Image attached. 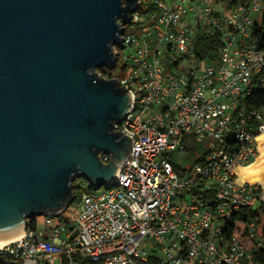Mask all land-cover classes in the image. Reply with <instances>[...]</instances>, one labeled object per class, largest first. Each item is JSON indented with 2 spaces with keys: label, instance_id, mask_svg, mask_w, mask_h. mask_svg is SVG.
Masks as SVG:
<instances>
[{
  "label": "built area",
  "instance_id": "obj_1",
  "mask_svg": "<svg viewBox=\"0 0 264 264\" xmlns=\"http://www.w3.org/2000/svg\"><path fill=\"white\" fill-rule=\"evenodd\" d=\"M151 2L154 21L145 0L130 21L152 29L127 34L125 23L109 65L121 63L129 76L101 72L132 92L133 106L115 126L132 136L131 155L113 184L83 192L74 220L65 210L48 214L0 245V264H264L257 221L245 239L224 233L240 208L264 200V185L241 182L238 172L258 158L264 135V103L249 101L264 92V0ZM212 31L222 44L208 61L196 37ZM119 47L134 50L122 57ZM155 104L165 106L148 114ZM199 142L208 146L203 161L177 171L171 153Z\"/></svg>",
  "mask_w": 264,
  "mask_h": 264
},
{
  "label": "water",
  "instance_id": "obj_2",
  "mask_svg": "<svg viewBox=\"0 0 264 264\" xmlns=\"http://www.w3.org/2000/svg\"><path fill=\"white\" fill-rule=\"evenodd\" d=\"M140 0H0V237L75 200V179L113 184L133 138L115 129L132 92L115 63ZM102 153L111 154L104 162Z\"/></svg>",
  "mask_w": 264,
  "mask_h": 264
},
{
  "label": "trees",
  "instance_id": "obj_3",
  "mask_svg": "<svg viewBox=\"0 0 264 264\" xmlns=\"http://www.w3.org/2000/svg\"><path fill=\"white\" fill-rule=\"evenodd\" d=\"M149 10H154V5L152 4V8ZM262 23L260 25V35L264 42V11L261 17ZM222 44V37L219 32H200L196 37V47L198 54L208 61H214L218 59V51ZM99 72L105 74L107 72L106 67L98 68ZM249 101L254 105H260L264 103V92L253 96L249 99ZM203 157L198 159L197 161H203ZM177 171L180 173H184L186 168L179 165L176 161H173ZM253 181L260 182L264 185V174H258ZM75 183V193L76 198L79 200L83 194V192L88 191L90 189L95 188L92 183H90L89 188L85 187L83 184ZM205 193V191L198 190L195 194ZM63 216V215H62ZM65 220H70V217L63 216ZM253 220L258 223V231L261 236L264 237V200L255 207L244 206L239 209L230 219H228L224 226V233L227 237L238 236L242 239H245L247 236V231L250 222ZM39 222L37 216H33L28 219V228L36 227ZM259 257L264 260V253H261Z\"/></svg>",
  "mask_w": 264,
  "mask_h": 264
},
{
  "label": "rangeland",
  "instance_id": "obj_4",
  "mask_svg": "<svg viewBox=\"0 0 264 264\" xmlns=\"http://www.w3.org/2000/svg\"><path fill=\"white\" fill-rule=\"evenodd\" d=\"M145 2L146 4L143 5L142 9L147 13L146 15L149 18V20L147 21H154V19L152 20L151 18V14L153 10H149L150 8H152V2L151 0H145ZM126 26H127V30H126L127 34H133L135 32L141 34L144 31L152 29L151 27L138 26L136 24H133L131 21L127 22ZM160 31H162V29ZM153 45H156V43H154ZM119 49L122 54V57H128L134 50L133 48L123 49L122 47H119ZM106 69L109 74H113V77L123 78V77L129 76L130 74V72L126 68H123L121 63L117 67H110L109 65H106ZM164 106L165 105L155 104L150 107L148 114L152 112H157ZM207 149H208V146L204 142H199L194 146V148L193 146H190L189 149L184 153L180 152L179 150L173 151L171 153V157L182 167L190 168L196 162V160H198L200 157H202L205 154V151ZM238 172L240 175L239 179H242V180L243 179L253 180V178H255L258 174H262V173L264 174V152L262 153L259 159L254 161V163L248 164L244 168L240 169ZM75 182L78 184H83L87 188H89L90 183H91V181L87 177H84V176L76 177ZM103 188L104 186H101V189ZM80 208H81V201L80 199L78 200L77 198H75V200H73L68 206V208L64 211L65 212L64 215L67 217H70L71 220H74L77 217L80 211ZM37 217H38L39 222H43L46 220L47 215L42 214V215H37ZM67 227L70 228L71 226L68 225Z\"/></svg>",
  "mask_w": 264,
  "mask_h": 264
},
{
  "label": "bare ground",
  "instance_id": "obj_5",
  "mask_svg": "<svg viewBox=\"0 0 264 264\" xmlns=\"http://www.w3.org/2000/svg\"><path fill=\"white\" fill-rule=\"evenodd\" d=\"M261 146H260V149H261V153H260V155L258 156V158L257 159H259L260 157H261V155H262V153L264 152V135H262V137H261ZM256 159V160H257ZM255 160V161H256ZM252 163H254V162H252ZM247 166V165H246ZM245 166H241V167H239L238 168V171L240 170V169H242V168H244ZM241 182H245V181H249V182H253V183H256L257 181H253V180H249V179H239ZM260 183V182H259ZM22 237V233L21 234H18V235H15V236H12V237H0V245H5V244H7V243H11V242H13V241H15V240H17V239H19V238H21Z\"/></svg>",
  "mask_w": 264,
  "mask_h": 264
}]
</instances>
